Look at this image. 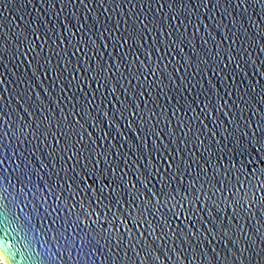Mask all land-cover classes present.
Masks as SVG:
<instances>
[{
  "label": "water",
  "instance_id": "obj_1",
  "mask_svg": "<svg viewBox=\"0 0 264 264\" xmlns=\"http://www.w3.org/2000/svg\"><path fill=\"white\" fill-rule=\"evenodd\" d=\"M0 255L264 264V0H0Z\"/></svg>",
  "mask_w": 264,
  "mask_h": 264
},
{
  "label": "snow or ice",
  "instance_id": "obj_2",
  "mask_svg": "<svg viewBox=\"0 0 264 264\" xmlns=\"http://www.w3.org/2000/svg\"><path fill=\"white\" fill-rule=\"evenodd\" d=\"M257 143H260V141L259 140H257ZM249 173L251 174V175H254L255 173L251 170V171H249Z\"/></svg>",
  "mask_w": 264,
  "mask_h": 264
},
{
  "label": "rangeland",
  "instance_id": "obj_3",
  "mask_svg": "<svg viewBox=\"0 0 264 264\" xmlns=\"http://www.w3.org/2000/svg\"><path fill=\"white\" fill-rule=\"evenodd\" d=\"M0 264H8L5 260L4 263L2 262V260L0 259Z\"/></svg>",
  "mask_w": 264,
  "mask_h": 264
},
{
  "label": "bare ground",
  "instance_id": "obj_4",
  "mask_svg": "<svg viewBox=\"0 0 264 264\" xmlns=\"http://www.w3.org/2000/svg\"><path fill=\"white\" fill-rule=\"evenodd\" d=\"M0 259L2 260V262L4 263V259L2 258V256L0 255Z\"/></svg>",
  "mask_w": 264,
  "mask_h": 264
}]
</instances>
